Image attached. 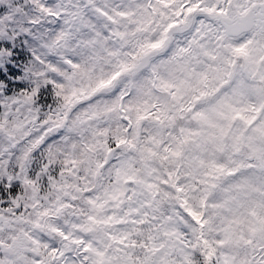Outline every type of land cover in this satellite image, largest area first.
<instances>
[{
  "label": "snow or ice",
  "instance_id": "6c2138e0",
  "mask_svg": "<svg viewBox=\"0 0 264 264\" xmlns=\"http://www.w3.org/2000/svg\"><path fill=\"white\" fill-rule=\"evenodd\" d=\"M0 264H264V0H0Z\"/></svg>",
  "mask_w": 264,
  "mask_h": 264
}]
</instances>
